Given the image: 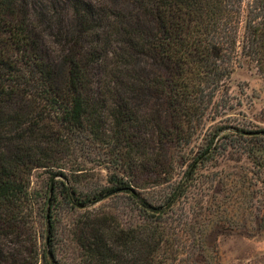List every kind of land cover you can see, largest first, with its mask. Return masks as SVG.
<instances>
[{
    "label": "trees",
    "instance_id": "1",
    "mask_svg": "<svg viewBox=\"0 0 264 264\" xmlns=\"http://www.w3.org/2000/svg\"><path fill=\"white\" fill-rule=\"evenodd\" d=\"M240 57L264 76V0H0V264H37L22 235L34 209L49 234L60 204L76 213L85 264H220L213 238L232 225L194 232L191 192L225 146L264 170V128L228 113ZM205 125L204 146L172 180L165 146ZM88 143L115 152L105 180L82 191ZM149 165L157 171L142 175ZM159 180L170 190L151 203L139 190ZM110 195L130 199L145 223L99 213ZM46 254L54 260L48 243Z\"/></svg>",
    "mask_w": 264,
    "mask_h": 264
},
{
    "label": "rangeland",
    "instance_id": "2",
    "mask_svg": "<svg viewBox=\"0 0 264 264\" xmlns=\"http://www.w3.org/2000/svg\"><path fill=\"white\" fill-rule=\"evenodd\" d=\"M229 93L231 103L235 105L228 112L230 116L242 124L264 128V76L253 61L246 57L239 58V64L230 76ZM208 137L209 129L205 125L194 132L189 143L177 144L175 141L165 146L173 160L172 180L183 176L189 158L202 149ZM86 147L79 152L84 174L80 177L81 181L75 184L82 191L105 180L108 161L111 159L113 163L115 152L102 144L88 143ZM225 147V151L220 150L197 173L199 182L191 192L193 196L190 203L192 221L198 218L194 232L195 229L207 230L213 221L226 220L232 228L226 234L213 238L220 264H264V197H261L264 192V170L249 161L243 155V150L236 152V149ZM155 157L161 160V154L155 153ZM156 171L155 166L149 165L141 169V174L150 175ZM161 177L165 176L162 174ZM44 179L43 172H35L33 186L40 189L41 193L46 188ZM158 183L146 184L139 193L149 202H157L168 193L171 185L165 180H159ZM244 192L245 201L241 198ZM94 207L122 227H135L146 221L128 198L106 196ZM180 207L181 204L176 205L175 210L179 211ZM242 208L247 210L245 215L242 214ZM43 216L44 211L34 209L31 228L22 235L24 249L35 248L37 264H85L73 233L72 221L76 213L69 211L63 204L58 205L53 212V228L49 234L45 230ZM242 219L245 222H241ZM243 223L247 228L241 227ZM256 223L260 227L257 232ZM47 243L54 253V260L46 254Z\"/></svg>",
    "mask_w": 264,
    "mask_h": 264
}]
</instances>
